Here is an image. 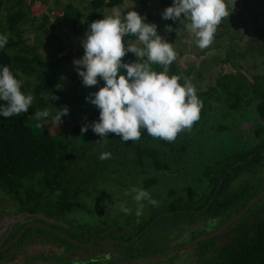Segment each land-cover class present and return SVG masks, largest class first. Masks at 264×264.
Listing matches in <instances>:
<instances>
[{
	"label": "trees",
	"instance_id": "1",
	"mask_svg": "<svg viewBox=\"0 0 264 264\" xmlns=\"http://www.w3.org/2000/svg\"><path fill=\"white\" fill-rule=\"evenodd\" d=\"M5 2L6 0H0V35H7L8 43L0 49V70L7 65L13 75L21 81V91L34 97L28 112L9 118L0 116V184L7 192L22 206L30 203L34 210L44 207L49 212L56 211L74 217L73 210L78 202L71 198L75 193L69 187V182L74 179V176L70 175L71 170L77 171V166L81 162L80 158L89 160L91 156L87 153L93 149L94 145L101 143H104L107 150L114 147L118 156L122 154L123 157L132 156L133 163L142 166L144 173L149 168L155 171H169L171 166L165 158L168 157L171 144L162 139L153 138L146 129L140 130L141 137L138 141L128 142H123L121 137L114 133H109L106 138H103L92 131L91 124L99 119V109L96 106L91 108L84 95H75L72 100L76 101L77 106L73 107L72 100L56 85V69L61 61H70L72 52L59 56L57 50L52 55L56 58L55 61L45 58L39 50L41 45L46 44L41 40V36L38 35L32 44L28 43L23 36L25 29L20 23L26 18L25 0H17L13 4L14 11L8 13L5 17L6 23L2 24V12L7 9ZM33 2L34 0L28 4L30 11ZM55 2L60 3L58 0ZM123 2L124 0H91V8L95 10L111 8ZM149 11L150 6L144 5L139 10V14L145 17V22L150 23ZM103 17L102 14L95 18ZM34 20L35 17L32 18V22ZM71 20L75 22L77 29L81 28V12L72 2H68L63 6L62 12L56 16V21L62 24ZM223 25L227 27V23L224 22ZM53 26L55 24L49 21V14H45L40 24L36 25V30L37 32L40 30L46 39L52 40ZM135 39V36L124 37L125 42ZM208 49L198 52V55ZM78 54L83 56L82 47H79ZM122 59L125 63H130L134 62L135 57L133 53L128 52ZM150 67L157 72L163 71V68L156 64ZM168 74L180 76L179 82L184 83L176 60L169 66ZM260 76L256 75L254 77L256 82L252 83L247 81L242 72L223 73L216 77L215 82L210 84L208 89L197 92V96L202 102V107L203 103L207 104L213 98L215 101H220L226 95L232 97L233 102L229 105L231 108H238L237 105L242 100L251 105L256 99L259 115L264 118V89H260ZM73 77H77V73H74ZM52 96L58 97L54 99L58 108H68V114L63 117L76 120L68 131L54 133L46 123V120L58 111L52 109ZM59 101L61 102L58 103ZM4 103L0 101V106ZM209 105L211 106V103ZM43 109H48L50 115L41 120L34 119L33 113ZM38 124L41 127H37ZM257 124L258 126L252 131V143L239 147L235 152H225L211 161L203 171V176L198 178L200 182L197 186L183 188L186 196L178 195L174 188H170L166 204L154 208L153 214L145 223L136 227L133 235L122 236L120 239L130 241L155 217L160 216L150 227H157L156 225L162 221L168 224L171 232L191 226L189 240H193L214 232L239 214L250 201L264 191V181L255 183L252 181L254 176L251 178L256 168L264 164V122ZM86 125L88 130L82 133L81 128ZM102 139L104 142L100 141ZM147 139H151L152 145L147 142ZM76 142L81 145L76 146ZM157 142L160 145H156ZM157 181L154 176L147 177L145 186H153ZM56 192L58 194L53 199ZM203 221L205 224H198ZM39 230L42 233L52 234L47 229ZM55 235L57 236V233ZM224 235L228 238L227 241L218 243ZM28 237V234H24L21 240ZM63 238L67 240L66 237ZM114 244L126 248L134 247L130 243L114 242ZM195 248H204L200 254L199 264H264V196L235 222V226L231 225L216 237L201 241ZM209 257L212 260L209 261Z\"/></svg>",
	"mask_w": 264,
	"mask_h": 264
},
{
	"label": "rangeland",
	"instance_id": "2",
	"mask_svg": "<svg viewBox=\"0 0 264 264\" xmlns=\"http://www.w3.org/2000/svg\"><path fill=\"white\" fill-rule=\"evenodd\" d=\"M16 1L6 0L5 7L7 9L2 12V24L6 23L5 17L8 13L14 11L13 4ZM31 1L25 0L24 3L26 18L22 19L20 23L25 29L23 36L31 44L35 42L38 35L41 36V40L45 41L46 44L41 45L39 50L45 58L51 61L56 60L52 55L57 50L59 51V56L72 52L70 61H61L56 69V85L71 100L75 98V95L88 97L90 93L98 91L104 84L103 80H99V83L91 88L83 86L77 72V66L74 64V60L82 58L78 54V49L82 47L81 40L88 30L89 24L97 20L96 16L102 14L106 16L116 11L124 13L128 10H135L139 13V10L144 5L150 6V14H148L151 19L150 23L157 25L158 34L167 42L172 43L177 53L175 60L179 66L180 75L183 78H190L196 88V92L208 89L209 85L215 82L216 77L223 73L242 72L247 81L252 83L256 82L254 78L256 75L264 76V0H235V5L234 0H225L230 15L221 20L214 34L213 43L201 55H198V52L202 50L194 43L187 42L191 39L185 27L189 21L183 17H181L180 21L162 18L163 10L171 6L173 0H124L123 3L114 7L99 10L91 8V0H58L60 1L59 4L55 2L57 0H34L30 11L28 4ZM68 2H72L81 12L82 26L80 29L76 28L73 20L62 24L56 21V16L62 12L63 6ZM45 14H49V21L55 24L51 32L52 40L46 39L40 30L38 32L36 30V25L40 24ZM33 17H35V20L32 22ZM224 22L227 23V27L223 25ZM262 24L263 26H261ZM166 25H171L174 30L172 32L166 31ZM136 40L137 38L133 42H136ZM134 57V62H136L137 57L135 55ZM74 73H77L75 78L73 77ZM263 76L259 77L260 89H264ZM222 98L220 101H215L213 98L209 103H203L204 106L201 107L199 120L194 122L190 130L185 129L179 132L175 141L170 143L171 149H169L168 157L165 158L169 162V166H171L169 171H155L149 168L144 173L142 166L133 163L132 156L123 157V154L118 156L114 147L111 150H107L104 143L94 145L93 149L87 153V155L91 156H89V160L80 158L81 162L77 166L78 170H71L70 173V175L74 176V179L69 182V187L75 191L71 198L78 202L73 210L75 216L72 218L71 216L68 217L72 221L69 222L71 233H77L76 236L84 237V232L87 231V238H95L99 235L101 236L99 239L109 240L110 242L100 243L98 247L104 250L115 249L114 247L120 245H116L114 242L122 241L120 239L122 236L133 235L136 227L141 223H145L148 217L153 214L154 208L156 209L166 204L170 188H174L178 195L184 194L186 196L183 188L197 186L198 182H200L198 178L203 176V171L211 161L225 152H235L239 149V146L242 147L248 144V141L244 142L246 141L247 133L250 130L253 131L258 126V122L263 124V120L259 119L260 111L257 110L258 101L254 99L252 104L249 105L248 102L242 100L237 105L238 108H231L229 105L233 102L232 97L226 95ZM86 102L91 106L90 101L87 100ZM51 103L53 104V110L60 109L54 103V99ZM210 103L211 106L209 105ZM71 104L76 108L75 100H72ZM55 116L56 114L46 120V123L49 124L50 129L54 133L68 131L76 123V120L65 119L64 117L61 118L60 122L54 119ZM256 119L259 120L257 121ZM237 137L239 138L238 141ZM243 138L245 140L240 142V139L242 140ZM147 142H150L149 144L152 143L151 139H147ZM157 144L160 145L158 142ZM77 145H81V143L76 142ZM103 152H110L111 158L100 160L99 157ZM151 176H154L158 181L153 186L146 187L145 179ZM252 176H254L252 181L255 183L264 181V164L263 166H258L251 178ZM132 187H140L147 190L152 198L157 201V205L153 206L147 201H143L145 207L142 214L137 216V205L133 200L134 193L129 191ZM53 199L55 198L53 197ZM122 203L132 209L131 214H125L119 210L118 206ZM14 204L13 196L0 184V207L4 209L5 207L15 206ZM9 210L16 209L11 208ZM6 212L8 214L11 213V211ZM12 216L15 215L11 213L9 218L11 219ZM158 217L160 216L155 217L147 225L149 229L144 235L139 233L131 239V241H136L131 244L134 245L132 248L134 253L137 254L141 247L146 252H154V255L168 253L170 249L165 251V247L161 248V245L165 246V243L169 242L170 235L175 239L177 235H182L181 231H191V226H185L171 232L168 224L163 223V221L156 225L157 227H150L149 225L156 222ZM13 218L16 219V217ZM2 220L5 223L9 221L8 218H3ZM64 236L63 233L57 235V240L66 244V246L80 247L78 243H71L65 240ZM141 238L142 240H139ZM176 239H180V236ZM181 239L184 240L183 237ZM226 239L228 238L224 240ZM163 249L164 251L161 252L160 250ZM192 251L195 253L193 248ZM54 252L57 253V256H64L62 255L63 252H59V249L53 245L29 244L18 252L11 263L21 264L24 259L32 257L33 261L30 264H51L48 262L50 261L49 256L47 258L43 256ZM134 253H131V255L135 256L134 258H142ZM110 255L114 256L113 253H110ZM191 256L192 252L191 254L179 252L160 259L146 261L147 263L144 262V264H190L189 258ZM107 258L111 261L113 257L107 256ZM120 258L123 257L117 255L115 257L116 260ZM106 260L102 263L106 262ZM129 264H143V262Z\"/></svg>",
	"mask_w": 264,
	"mask_h": 264
},
{
	"label": "clouds",
	"instance_id": "3",
	"mask_svg": "<svg viewBox=\"0 0 264 264\" xmlns=\"http://www.w3.org/2000/svg\"><path fill=\"white\" fill-rule=\"evenodd\" d=\"M161 15L165 20L180 21L183 17L189 21L185 27L191 39L187 42L204 50L211 46L217 26L230 12L225 0H173ZM145 21L135 10L116 11L92 21L81 40L83 56L74 60V64L83 86L91 88L99 80L104 81L98 91L85 98L99 109L98 121L91 124L95 134L106 138L114 133L123 142L138 141L143 128L153 138L171 143L179 132L190 130L199 120L202 102L190 78L185 77L181 84L180 76H169V66L177 53L172 43L158 34L157 25ZM165 29L174 30L171 25ZM126 36H135L137 40L125 42ZM7 43L8 36L0 35V49ZM128 52L137 57L136 62L123 61ZM152 64L161 66L163 71L152 70ZM33 99L31 94L21 91V81L5 65L0 70V101L5 102L0 106V116L9 118L28 112ZM52 99L58 97L52 96ZM57 110L54 119L61 122L68 108ZM49 115L48 109L33 113L36 120ZM87 130V125L81 128L82 133ZM110 158V152H103L99 157L100 160ZM129 191L134 193L137 216L143 212V201L157 205L147 190L132 187ZM118 207L125 214L132 212L123 203Z\"/></svg>",
	"mask_w": 264,
	"mask_h": 264
},
{
	"label": "flooded vegetation",
	"instance_id": "4",
	"mask_svg": "<svg viewBox=\"0 0 264 264\" xmlns=\"http://www.w3.org/2000/svg\"><path fill=\"white\" fill-rule=\"evenodd\" d=\"M251 129H252V127H251ZM251 137H252V131L250 130V132L247 133L246 141H244V142L248 141V143H252ZM238 140H239V138L237 137V141ZM243 140H245V139L244 138L242 140L240 139V142L241 141L243 142ZM240 145L242 146V144H240ZM57 194H58V192H56L53 195V197L55 198ZM14 201H15V204H14L15 206L5 207L4 209H3V207H0V264H12L11 261H12V259H14V257H16L18 252L20 250H22L23 248H25L26 246H28L29 244H33V243L37 244V245H39V244L40 245H53L54 247H57L59 249V252L60 251L63 252L62 253V255H64L63 257L57 256V253H55V252L50 253L49 255H44L43 257H46V258L49 256L48 258H50V261H48V262H50L51 264H53V263L54 264H71V263L72 264H129V263H136V262H143V264H144V262H146V261H151L154 259H160L161 257H167L169 255H174L175 253H179V252L185 253V254H188V253L191 254V252H192V256L189 258V263L190 264H199L201 261V255L200 254L203 252L204 248L198 249L195 247L201 241H204L206 239H211L212 237H216V236H212V237L202 239L201 241L195 243L194 245L187 247V248H184L185 246L189 245L190 243L194 242L195 240H197L201 237L210 235L213 232L210 234L201 235L199 237H196L193 240H189L191 237V231L189 232L188 230H183V231H181L182 235H177V237L180 236V239L183 237L184 240L181 239V241H179L180 239H176L177 237L174 239L170 235L169 242L165 243V246L161 245V248L165 247L164 248L165 251H166V249L167 250L170 249V252L163 253L162 255L161 254L154 255L155 254L154 252H146L145 250H143L144 248L141 247V248H139L138 253H139V255L142 254V255H140L142 258H134L135 256L131 255V253H133L132 252L133 250L131 247L126 248L125 246L120 245L118 247H114L115 249L112 248L109 250H104V249L98 247V245L100 243L110 242L109 240L99 239L98 238L99 235H97L95 238H87L88 237L86 235L87 231H85L84 237L76 238L77 237V236H75L76 234L75 233H74L75 235L72 234L71 233L72 230L69 227V222H72V221L69 220L68 217L71 216V218H72L73 215H64V214L57 213L56 211L55 212H49V210L44 208V207H38L34 210L33 206L30 203H27L26 206H22L15 199H14ZM11 208H15L16 210H9ZM6 211H11V213L14 214L15 216H12L10 219L9 215L11 213L8 214V212H6ZM13 217H16V219H14ZM3 218L9 219V221L6 222L7 224L5 222H3V220H2ZM235 222L232 223L231 225L235 226ZM198 224H205V222L204 221L199 222ZM37 227L39 229H47V230L51 231L52 234L42 233V231L37 229ZM147 228L148 227H146L145 230L143 229V231L140 234L142 235L147 230ZM131 229H133V228H131ZM217 230H215V231H217ZM225 230H223L221 233H223ZM56 233H57V235L63 233L65 235L64 237H66V239L68 241L70 240L69 242L78 243V245L80 247L74 248L72 246H66V244H64V243H60V241L57 240V236L55 235ZM24 234H28L29 237L26 238L25 240H21V237H23ZM40 234H42V236ZM140 236H139V238H140ZM225 238H226L225 235L223 237H221L220 239L218 238L219 239L218 243L227 241V239L224 240ZM119 242L134 244L136 241L122 240ZM138 243H139V241H138ZM88 246H90V247H88ZM192 248L195 249V253L192 251ZM164 249L160 250V251L162 252V251H164ZM160 251H158V252H160ZM110 253H113L114 256L110 255ZM147 254H148V256L146 257ZM116 255L123 257V258L116 260L115 259ZM139 255H138V257H139ZM197 255H198V257H197ZM207 255H209V253H207ZM107 256H110V257L112 256L113 257L112 260L110 261V259L107 258ZM106 259H109V260H106ZM132 259H139V261H135V262L132 261V262H127V263L125 262V261L132 260ZM104 260H106V262L102 263ZM210 260H212V258L209 257V261ZM32 261H33V258L28 257L27 259H24L21 264H30Z\"/></svg>",
	"mask_w": 264,
	"mask_h": 264
},
{
	"label": "water",
	"instance_id": "5",
	"mask_svg": "<svg viewBox=\"0 0 264 264\" xmlns=\"http://www.w3.org/2000/svg\"><path fill=\"white\" fill-rule=\"evenodd\" d=\"M93 104L91 103V108H93ZM259 119H262L263 122H264V119L262 117H260ZM259 119H256L257 121ZM236 166V165H235ZM233 168V167H232ZM231 170V169H230ZM264 196V191L261 192L258 196H256L252 201H250V203H248L244 209L236 216L234 217L233 219H231L230 221H228L225 225H223L222 227H220L217 231L213 232L212 234L210 235H207V236H204V237H201L197 240H195L194 242L190 243L189 245L185 246L184 248H187V247H190L192 245H194L195 243L201 241L202 239H205V238H208V237H212V236H216V235H219L223 230H225L226 228L230 227V225L232 223H234L236 220H238L242 215H244L256 202H258L262 197ZM211 204V202L208 204V206ZM145 230V229H144ZM166 255V254H165ZM135 262V261H139V259H132V260H128V261H125L126 263L127 262Z\"/></svg>",
	"mask_w": 264,
	"mask_h": 264
}]
</instances>
